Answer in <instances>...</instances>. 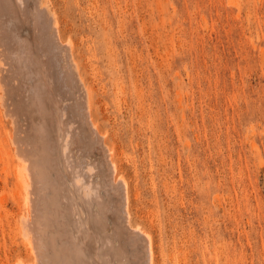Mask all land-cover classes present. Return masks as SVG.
I'll return each mask as SVG.
<instances>
[{"label":"rangeland","instance_id":"obj_1","mask_svg":"<svg viewBox=\"0 0 264 264\" xmlns=\"http://www.w3.org/2000/svg\"><path fill=\"white\" fill-rule=\"evenodd\" d=\"M48 1L154 264H264V0ZM3 161L0 264L27 262Z\"/></svg>","mask_w":264,"mask_h":264},{"label":"bare ground","instance_id":"obj_2","mask_svg":"<svg viewBox=\"0 0 264 264\" xmlns=\"http://www.w3.org/2000/svg\"><path fill=\"white\" fill-rule=\"evenodd\" d=\"M48 2L0 0V122L12 124H0V161L14 168L29 251L13 264H154L152 236L131 223L128 182L92 116L93 88Z\"/></svg>","mask_w":264,"mask_h":264},{"label":"clouds","instance_id":"obj_3","mask_svg":"<svg viewBox=\"0 0 264 264\" xmlns=\"http://www.w3.org/2000/svg\"><path fill=\"white\" fill-rule=\"evenodd\" d=\"M80 183V181H77V184H79ZM84 197H85V199H87L90 195H92V193L88 190V188H85L84 189Z\"/></svg>","mask_w":264,"mask_h":264}]
</instances>
